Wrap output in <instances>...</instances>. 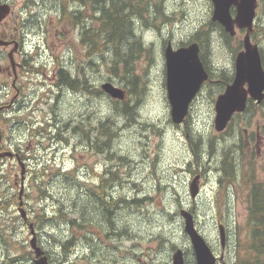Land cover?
<instances>
[{
  "label": "rangeland",
  "instance_id": "obj_1",
  "mask_svg": "<svg viewBox=\"0 0 264 264\" xmlns=\"http://www.w3.org/2000/svg\"><path fill=\"white\" fill-rule=\"evenodd\" d=\"M4 1L11 4L12 11L3 22V32L11 35L10 38L15 37L22 46L20 52L14 53L15 69L8 56L13 46H0V151L16 152L26 163L23 201L30 219L36 214L54 212L57 197L64 198L70 205L71 194L79 190L69 179L62 180L58 169L74 170L76 180L87 186L98 185L101 177L108 176L106 168L115 169L124 182L116 183L109 193L132 199L148 196L140 207L119 204L114 209V224L122 233L107 238L101 231L105 226L101 227L97 236L103 242L100 244L98 239L93 253L83 238L84 229L79 230L81 226H72L65 220L56 225L48 221L35 225L38 238L48 242L50 248L53 245L59 253V241H53L50 235L55 234L65 241L75 234L77 239L69 248L71 255L67 256L65 264H171L177 248L190 255L191 243L179 212L193 205L189 186L194 176L201 173L202 191L194 203L197 225L217 243L216 221L221 219L231 234L228 258L235 262L239 253L238 238L241 237L242 251L247 236V188L242 182L238 199L229 207L226 185L221 182L218 170L219 159L221 156L232 167L229 161L234 159L236 150L240 151L242 159L246 146L241 141L236 145L234 132L238 130L241 134L244 128H251L257 122L264 132V110L256 114L257 109L252 105V114L236 117L234 125L223 133L215 130L214 120L215 101L226 88L220 86V71L235 72V50L245 31L238 29L228 44L214 26L205 53L211 78L191 103L187 121L177 125L171 119L167 97L165 49L168 41L178 49L190 43L196 31L208 29L209 22H213L212 0H161L157 18L148 16L138 22L141 40L150 48L142 52L134 64L140 76L137 85L142 92H128L123 100L112 98L104 91L96 92L106 81L127 89L126 81L108 71L99 52L95 51L96 46L88 44L91 34L83 35V23H76L73 10H83L80 20L88 17L94 12L93 0L87 1L89 8L82 5L81 0ZM258 2L253 32L256 43L264 51V0ZM96 26L94 21L92 27ZM62 67L78 79L76 88L59 84L58 72ZM84 80L96 87L92 88L96 93L83 92ZM115 100H128L136 108L134 122L115 115L119 106ZM108 116L114 118L118 128L112 152L124 157L122 159L92 151L87 145L89 140L84 138L86 135L95 137L99 121ZM198 139L201 142L196 155L194 143ZM263 160L264 152L252 157L246 174L253 170V174L263 178ZM44 166L48 169L46 179L50 181L51 196H42L33 180V171ZM20 190L19 161L0 157V244L4 239H31L19 205L12 199ZM25 193L30 195L25 196ZM95 209L96 205L90 214L97 213ZM21 248L15 246L12 251L22 255L28 249ZM53 264L57 262L53 260Z\"/></svg>",
  "mask_w": 264,
  "mask_h": 264
},
{
  "label": "trees",
  "instance_id": "obj_2",
  "mask_svg": "<svg viewBox=\"0 0 264 264\" xmlns=\"http://www.w3.org/2000/svg\"><path fill=\"white\" fill-rule=\"evenodd\" d=\"M4 1V0H0ZM88 0H81L82 5L89 8L87 3ZM95 7L93 8V13L89 14L88 17L80 20L79 14L83 13V10H73V15L76 18V23H83V35H90L88 44L95 45L96 52H99L101 59L107 65L108 71L113 75L121 78V80L126 81L127 92L134 94V92H142L137 83L140 80V76L135 72V61L144 51H149L150 48L145 46L143 39L141 40L140 34L138 33V22L144 20L148 16H153L152 18H157L160 14V9L162 8L161 0H93ZM88 18V19H87ZM90 21V23H87ZM97 23L96 27H92L93 22ZM90 25V26H89ZM89 26V27H88ZM216 30L222 34L225 41L229 44L233 37L227 33L224 27L218 22H209L208 29L206 27L196 31L192 34L190 41H198L201 47V58L208 69L207 60L205 58V53L207 52V47L210 45L213 31ZM252 38L256 41L257 37L255 32H252ZM83 43L85 39L82 38ZM242 48V40L238 42V47L235 50V54ZM261 55L264 65V51L261 49ZM59 84H68L76 88L78 86V79L73 77L68 69L64 67L59 69ZM212 75V72L211 74ZM234 74H228L225 70L220 71V86L224 88L232 79ZM86 80V79H85ZM83 81L81 88L88 93L100 94L103 91L100 88L89 84L88 81ZM96 89V92L93 89ZM131 94V95H132ZM117 102V100H115ZM119 106L116 109L115 115H123L127 121H135L134 115L136 108L129 103L128 100L117 102ZM264 103V102H263ZM264 115V113H263ZM98 133L93 135H86L84 138L89 140L87 145L92 151H97L100 154L109 153V158H124L114 154L112 152L114 147V141L118 134V128L114 118L107 117L105 120H100L98 123ZM97 128V126H95ZM84 133L86 130L83 131ZM201 140H197L194 143V152L199 154ZM214 149V145L210 144ZM264 172V160L261 164ZM252 167H255L252 166ZM254 169V168H252ZM47 167L44 166L42 169L34 170L33 180L36 186L39 188L42 196L53 195L50 192V181L46 179ZM255 170V169H254ZM60 173V178L69 179L72 186L78 187L77 193H72L70 197L71 204L68 205L64 198H56V208L54 212L49 215H39L32 219L34 225L44 224L46 221L56 225L60 220H65L68 224L72 226H81L84 230V240L90 245L91 253L94 252L95 244L99 239L100 244L103 242L97 232H103L105 237L110 238L113 234L117 236L122 233L119 230L113 220L112 213L114 209L118 207L119 204H129L135 207H140L147 197L144 198H129L124 195L109 193V189L113 188L116 183L124 182L119 175V171L106 168L105 174L108 176L101 177V181L98 185H84L80 181L76 180V175L74 170L63 171L62 169L57 170V174ZM255 173V172H254ZM248 175V174H246ZM246 175L243 178V183H245L247 188V236L244 241L243 250L241 251V240L238 238L237 250L238 256L237 260L233 264H264V177L260 178L253 174V170L249 171L248 178ZM30 194L25 193V196ZM20 192L14 193L13 200L19 205L20 202ZM23 197V195H22ZM2 204V203H1ZM98 210L97 213L90 214V211L95 207ZM5 207L4 205H2ZM94 206V207H92ZM101 210H100V209ZM18 221L19 216L15 217ZM23 219V218H22ZM24 220V219H23ZM28 220V218H27ZM59 225V224H57ZM103 229L100 228L104 227ZM36 228V227H35ZM119 231L117 232L116 231ZM37 231V230H36ZM38 235V233H37ZM53 241H59V246L61 251L57 253L51 245V252L49 254L50 262L53 264V260L57 264H62L63 261V251L64 249L69 250L72 244L76 241L77 236L73 234L71 237L67 238L65 241L56 237L55 234L50 235ZM39 239V238H38ZM93 241V242H92ZM61 242V243H60ZM92 243V244H91ZM104 245V244H103ZM102 245V246H103ZM105 246V245H104ZM243 254H241V252Z\"/></svg>",
  "mask_w": 264,
  "mask_h": 264
},
{
  "label": "water",
  "instance_id": "obj_3",
  "mask_svg": "<svg viewBox=\"0 0 264 264\" xmlns=\"http://www.w3.org/2000/svg\"><path fill=\"white\" fill-rule=\"evenodd\" d=\"M214 11L213 21H218L225 30L234 36L237 29H246L243 37V49L238 52L235 59V77L232 83L227 85L226 90L219 94L215 102V129L223 131L235 112L245 110L247 99L250 96L257 102L264 99V66L260 47L252 41L251 31L253 30L256 16L257 0H212ZM232 6L236 7V13L231 11ZM11 12V5L8 2H0V23ZM8 41L0 36V45H7ZM167 68V90L171 103V116L176 124L184 121L188 114L189 107L203 83L208 80L209 73L206 70L200 57V46L198 42H193L188 46H182L174 50L169 42L166 50ZM9 59L13 68L16 66L13 51L9 53ZM104 92L115 99H125L126 91L115 85L113 82L102 83ZM14 152L7 150L0 152V157H14ZM18 156V155H17ZM21 165L22 188L20 190L19 211L24 219L27 213L24 208L23 181L26 173V165L18 156ZM199 178L196 175L190 184L191 197L195 199L199 192ZM180 215L184 220V231L189 236L196 253L198 264H214V254L212 253L205 238L198 231L195 225L194 214L187 208L180 210ZM32 233L31 245L35 250L37 264H50L48 257L43 255L42 249L37 246V236L34 225L30 223ZM221 240L225 242L224 227L220 226ZM172 264H184V252L177 249L172 256Z\"/></svg>",
  "mask_w": 264,
  "mask_h": 264
},
{
  "label": "flooded vegetation",
  "instance_id": "obj_4",
  "mask_svg": "<svg viewBox=\"0 0 264 264\" xmlns=\"http://www.w3.org/2000/svg\"><path fill=\"white\" fill-rule=\"evenodd\" d=\"M258 1V0H257ZM259 5V2H258ZM257 5V9H258ZM3 20L0 24V35L4 37L6 40L10 41V43L4 47L8 46H13L14 53L15 52H20L21 51V42L15 37H11V35H6L3 32ZM7 37V38H6ZM254 105L257 108L256 114H258V109L262 107V104L256 103V102H250L248 109L243 112V113H237L234 115L232 120L229 123V126L234 125V120L236 117L240 116L243 117L244 115H247L250 109V106ZM252 114V113H250ZM256 114H254L256 116ZM253 116V115H250ZM235 134V140L234 142L236 145L240 144V141L243 142V145L246 146V149L244 150L245 155L240 159L239 156V150H236L234 153V159H231L229 163L232 165L230 167L229 165L226 164V161L222 160V157L220 156L219 159V166L218 170L220 172L221 176V182L226 185V190L227 195H228V206L230 207L231 203L235 202L236 199H238L239 194H240V186L241 183L243 182V176L245 175V169L248 167L249 160H251L252 157H258L263 153L264 150V132L262 131V127H260V124L257 122L256 125H251L250 127L244 128V132L239 134L238 130L234 132ZM221 135V134H218ZM231 141V140H230ZM222 155V154H221ZM228 163V164H229ZM243 164V167H242ZM201 169V168H200ZM203 175V174H202ZM201 175V179L203 176ZM194 203L196 204L195 201H193V205L190 206V209L195 215V219L197 220V215H196V208L194 206ZM30 219V217H29ZM23 220V222L26 224L28 227V222L30 220ZM219 224H223L221 219H218L216 221V225L219 226ZM197 225V221H196ZM224 225V224H223ZM198 227V225H197ZM200 232L206 239V242L208 243L210 249L212 250L214 254V264H232L234 261H231L229 257L230 252L228 248L230 247V239H231V234L228 229L224 225V230H225V235H226V241L222 243L220 240L217 243H214L212 240L208 238V236L200 229ZM37 246H39L43 254L47 255L49 258V254L51 252V248L48 242L42 241L38 239L36 241ZM13 246V247H12ZM28 247L27 250L23 251L21 254H14L12 251V248L14 247ZM21 248V249H22ZM62 253H63V261L62 264H65V260H67V256L69 257L71 255L68 254L69 250L64 249V246L62 247ZM73 250H71L72 252ZM12 252V253H11ZM189 254H185V264H198L197 257L195 255V251L191 246V249L189 250ZM7 257H11V262H7ZM28 262V263H27ZM36 264V255L35 251L32 249L31 245V240L28 239H23V240H3V242L0 244V264ZM106 263V262H104Z\"/></svg>",
  "mask_w": 264,
  "mask_h": 264
},
{
  "label": "bare ground",
  "instance_id": "obj_5",
  "mask_svg": "<svg viewBox=\"0 0 264 264\" xmlns=\"http://www.w3.org/2000/svg\"><path fill=\"white\" fill-rule=\"evenodd\" d=\"M7 262H8V263L11 262V257H7Z\"/></svg>",
  "mask_w": 264,
  "mask_h": 264
}]
</instances>
